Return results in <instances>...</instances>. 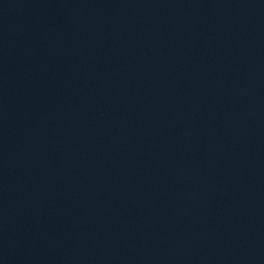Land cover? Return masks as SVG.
I'll use <instances>...</instances> for the list:
<instances>
[{"label": "water", "instance_id": "95a60500", "mask_svg": "<svg viewBox=\"0 0 264 264\" xmlns=\"http://www.w3.org/2000/svg\"><path fill=\"white\" fill-rule=\"evenodd\" d=\"M0 264H264V0H0Z\"/></svg>", "mask_w": 264, "mask_h": 264}]
</instances>
